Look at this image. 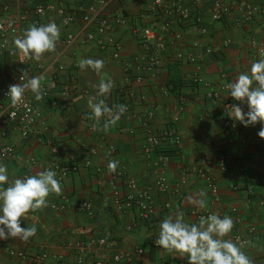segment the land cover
Returning <instances> with one entry per match:
<instances>
[{"label": "crops", "instance_id": "0c3cea01", "mask_svg": "<svg viewBox=\"0 0 264 264\" xmlns=\"http://www.w3.org/2000/svg\"><path fill=\"white\" fill-rule=\"evenodd\" d=\"M151 1H114L102 12L113 24L110 34L118 45L119 61L128 64L127 69L114 59L113 43L104 41L99 45L97 38L87 40L83 34L66 41L82 26L88 0H47L53 11H46L41 18L35 14L33 0H5L0 7V21L16 22L25 17L18 30L20 35L36 21L39 26L54 21L60 29L56 51L46 53L39 62L28 59L20 69L12 58L0 56V90L20 70H26L29 78L43 76L42 85L54 78L60 86H76L66 106L59 90L40 101L32 97L33 107L46 125L37 124L28 138L6 127V104L0 98V139L5 134L3 140L14 150L11 156L0 158V163L8 167L9 179L46 170L52 162L69 168L61 181L62 194L50 195L47 208L29 212L21 221V227L35 225L36 235L27 242L0 240V264H72L78 257L76 245L100 239H105L107 246L87 253V264L100 259L105 264H187L186 257L170 254L155 244L158 225L174 214L177 206L190 224L199 222L195 212L230 216L234 227L226 238L247 240L242 251L253 264H264V140L258 136L261 125L245 127L234 121L231 108L224 109L225 104L239 105L245 112L248 108L234 100L229 91L219 99L207 97L209 90H218L240 73L249 72L251 64L262 58L259 50L264 52V0H238L255 8L249 21L234 9L218 22L211 19L209 0L200 5L195 0H181L183 8L189 10V19L154 12ZM175 1L164 3L172 7ZM57 10L73 15L74 23L65 27ZM193 18L200 20L204 34L194 29ZM120 21L127 26L119 25ZM128 26L151 28L162 36L164 49L154 66L150 61L153 44L144 45ZM164 26L167 29L161 32ZM188 55L196 57L195 64L185 59ZM82 58L103 60L102 72L82 71L78 67ZM101 78L114 82L110 94L104 97L106 103L110 107L123 104L129 110L107 132L93 130L94 121L88 119L92 113L87 99L95 94L94 85ZM178 80L183 84V103L171 92ZM150 111L154 116L148 121ZM225 119L231 126L228 132L221 125ZM147 126L155 133L174 130L180 147L167 140L155 155L147 157L143 153ZM224 153L228 155L227 165L220 171L219 159ZM157 156L166 162L163 169L154 165ZM109 160L119 161L116 172H124L125 178L112 182L115 173L108 172ZM199 169L216 181V198L198 177ZM160 172L166 177L168 191L154 195L153 218L130 227L135 211L116 214L113 191L125 192L126 177L136 179L141 188L150 186ZM200 191L207 193L206 209L188 201ZM84 201L93 207L91 217L74 209ZM118 254L129 255L131 260L114 263Z\"/></svg>", "mask_w": 264, "mask_h": 264}, {"label": "clouds", "instance_id": "9594fccd", "mask_svg": "<svg viewBox=\"0 0 264 264\" xmlns=\"http://www.w3.org/2000/svg\"><path fill=\"white\" fill-rule=\"evenodd\" d=\"M13 22L9 21V28ZM14 31V29H13ZM60 39V29L54 22L37 26L32 24L22 35H14L10 43V53L19 54L20 62L24 59L41 61L46 53L56 51ZM8 46L9 41L5 40ZM261 59L251 64L250 71L240 73L235 80L226 83L229 95L240 104H246L245 112L239 105H231L232 117L245 127L261 125L258 136L264 140V52ZM82 71L91 69L99 74L104 68V61L100 59L82 58L78 61ZM21 83L9 85L6 93L13 108L24 104V94L30 91L35 100L43 99V76L28 77L26 70H21ZM26 81V83H25ZM114 87V82L108 78H101L94 85L96 92L87 99L92 115L88 117L94 121L95 131L107 132L115 126L127 107L115 104L111 107L104 97L108 96ZM10 151V149H9ZM119 167L118 160H109L108 172L114 174ZM62 185L57 179V172L51 169L39 171L23 178L9 179L8 167L0 163V240L19 239L27 242L37 233L35 225L21 227V221L29 212L42 211L49 206V196L62 194ZM188 201L200 209L208 206L207 193L200 191L189 196ZM159 233L155 244L168 253L179 254L187 258V264H253V261L242 251L243 243L234 242L226 237L232 232L234 221L230 216L221 217L218 213L201 216L199 222L188 223L185 215L179 210L166 216L158 225Z\"/></svg>", "mask_w": 264, "mask_h": 264}, {"label": "built area", "instance_id": "2783aa9c", "mask_svg": "<svg viewBox=\"0 0 264 264\" xmlns=\"http://www.w3.org/2000/svg\"><path fill=\"white\" fill-rule=\"evenodd\" d=\"M5 0H0V7L3 6ZM35 3V14L41 18L46 11H53V8L47 3V0H33ZM89 4L85 8L86 15L82 19L83 23L82 26L79 27V30L76 33H71L67 36V42L73 41L77 36L83 34L84 37L87 40H92L94 38H97L98 44H103L104 41H108L109 43H113L114 41L111 36V32L113 29V24L106 18L102 16V12L104 9H106L112 2L119 1V0H88ZM206 0H195L197 5H200L204 3ZM210 6H211V19L213 21H220L222 18L227 16L231 11L234 9H239L243 15L242 18L246 21H249L251 17L253 16L255 12V8L244 1H238V0H209ZM3 11L6 10L5 7L2 8ZM151 10L161 12L166 15H172L173 13L180 16L183 19H189V10L186 8H183L181 4V0H176L174 3V6L170 7L165 5L164 0H152L151 1ZM57 13L60 15V18L62 19V23L65 27L70 26L74 23V16L73 15H66L63 11H58ZM192 25L194 29L204 34L205 30L201 27L200 20L197 18L191 19ZM25 22V17H21L16 22H13L12 28H9L8 24L9 22L0 21V56H7L12 58L16 65L21 69L24 67L28 61V59H24V62L21 63V57L17 54H11L10 53V43L14 35H20L19 34V27L21 24ZM35 24L39 26V23L36 21ZM123 24V26H127V24L124 21H120L119 25ZM129 31L136 37H139L142 39L144 45L153 44V53L152 58L150 59L152 65L154 66L156 64L157 58L160 54V52L164 49V40L162 39V36L157 35L156 31H154L151 28H141L136 26H128ZM14 29V31H13ZM167 27L164 26L161 28V32L166 31ZM176 39H179V36H175ZM9 41V45L5 46L4 41ZM116 47V54L114 55V59L121 64L122 67H125L127 69L128 64L119 61V55H118V45L114 44ZM263 52L262 50H259V53ZM188 62L195 64L196 57L194 55H188L185 58ZM59 71L62 70V67L58 68ZM22 75V71L16 75L13 76L9 83L4 86L0 90V98L1 102L6 104L5 108V125L6 127L17 133L23 138H28L33 132L34 127L39 124L41 127H44L46 124L44 121L40 118V113L37 111L32 104V97L34 95L30 91H26L24 94V104L21 105L18 108L11 107L10 104V98L7 97L6 93L8 91L9 85L11 84H18L21 83L20 76ZM26 83V81H25ZM42 90L45 92V95L43 99H46L51 93H54V91L59 90L61 92V96L64 100V105H67V100L71 98V93L76 91V86L72 84L70 87L60 86L58 85L54 78L50 80V82L46 85H42ZM228 92V90L225 88V86L220 87L218 90H209L207 93V97L211 99H219L223 96L224 93ZM180 103H183L184 98L180 97L178 99ZM231 106L230 103L225 104L224 109H229ZM129 111L128 108L126 112ZM154 116V113L150 111L147 115V120H151ZM222 117H220L221 119ZM226 120V119H225ZM221 120V125L225 129L226 132L230 130L228 121ZM145 135H146V145L143 148V153L147 156H153L155 155L156 150L162 146L165 141H170L173 146L180 147V140L176 136V133L174 130L169 129L162 133H155L152 129H150L148 126L145 128ZM5 137V134H2V139H0V158L5 159L9 156H11L14 153L13 148L5 143L3 138ZM10 149V151H9ZM112 152V148L108 149V154ZM228 155L226 153L222 154L219 161V169L220 171H224L226 169V161H227ZM155 166H161V169H163L166 166V162L162 157L157 156V159L154 163ZM51 169L53 171L57 172V179L60 180V182L67 176L69 172V168L58 166L56 163L52 162L49 165H47L46 170ZM262 169L264 171V163L262 166ZM72 171L75 170L74 168L71 169ZM198 177H200L209 192L212 194L213 197L218 196V188L216 181L214 178L208 174H206L202 169H199L197 171ZM121 177L125 178L124 172H116L112 176V182L115 181L116 178ZM126 190L123 194H120L117 192V190L113 191V203H114V212L116 214H122L130 210L135 211V219L132 221L131 226L140 223L145 222L146 220H149L153 218L154 216V202L153 197L155 194H164L168 191V183L166 180V177L163 172H160L154 181V183L150 186L141 188L139 187L136 179L134 178H127L126 177ZM249 192H251V188L248 189ZM75 211L77 213L85 214L88 217H91L93 215V207L91 203L89 202H80L75 205L74 207ZM211 213L206 212H195L194 215L196 219L199 220L201 216H207ZM129 229V228H128ZM234 242L243 243L244 246L248 245V241L245 239H242L241 237H236L234 239ZM106 247L107 241L105 239L97 240L96 243H91L87 245H76V249L78 252V257L75 263L72 264H87L86 254L88 253H95L96 250L100 247ZM157 246V245H156ZM141 253V252H140ZM139 253V255H140ZM19 256V255H18ZM264 256V252H263ZM42 259V258H41ZM39 259L37 263L41 261ZM86 260V261H85ZM122 260L130 261L129 255L124 254H118L113 258L114 263H118ZM88 264H105L104 259L95 260Z\"/></svg>", "mask_w": 264, "mask_h": 264}, {"label": "trees", "instance_id": "16d2710c", "mask_svg": "<svg viewBox=\"0 0 264 264\" xmlns=\"http://www.w3.org/2000/svg\"><path fill=\"white\" fill-rule=\"evenodd\" d=\"M183 84L178 80L176 83L173 84V87L171 89V92L173 93L174 96L177 97H182L183 95L181 94V89H182Z\"/></svg>", "mask_w": 264, "mask_h": 264}]
</instances>
